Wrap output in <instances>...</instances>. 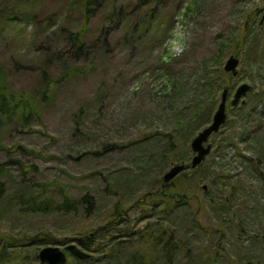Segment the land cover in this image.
<instances>
[{"label": "rangeland", "instance_id": "rangeland-1", "mask_svg": "<svg viewBox=\"0 0 264 264\" xmlns=\"http://www.w3.org/2000/svg\"><path fill=\"white\" fill-rule=\"evenodd\" d=\"M69 1H0V11L6 6V15L18 14L0 19L1 83L11 92L20 91L36 110L27 120L13 113L10 117L0 115V178L9 195L23 181L31 182L34 190L50 183L52 191L57 185L74 197L90 193L96 208L87 217L76 213L14 216L8 212L2 222L3 232L17 236L23 230H43L56 238H74L85 227L104 223V216L116 203L127 208L128 218L140 229L163 217L162 207H158V214L146 218V212L152 210L147 195L152 196L160 181L162 184L163 174L174 165L164 134L173 130L176 104L174 98H162L166 81L158 76V56L163 47L167 51L163 60H169L168 56L182 58L183 67L189 71L208 58L220 40H225L230 41L231 48L222 58V67L230 56L239 60L236 74L227 72L232 79L226 118L235 120L229 114L234 108L230 100L239 84L250 85L239 107L262 99L258 107L261 117L250 127L252 139L238 143V152L226 148L221 158L214 149L219 137L212 135L208 140L211 150L205 157L210 166L207 172L221 170L226 175L224 182H229L220 188L228 190L237 178L244 184V190L230 205V217L236 226L222 225L225 235L218 240V232H203L191 224L193 215L188 208L175 209L164 224L188 230L185 233L190 236V246H196L187 260L183 252L179 254L176 264H223L227 258L264 264V160H257L264 154V0H147L145 4L141 0H101L88 23L87 45L77 56L72 55L75 51H65L67 31L79 26L82 19L78 7H66ZM123 4L129 10L135 6V13L120 22L118 9ZM151 13L155 16L147 18ZM254 25L256 42L242 43L244 29L248 31ZM255 52L261 54L257 59ZM67 70L75 75L42 92L44 71L55 79ZM81 107L86 108L85 112H80ZM223 130L229 131L227 127ZM240 155L253 162L243 161ZM255 163L260 176L254 173ZM178 175L167 185L176 183L188 195L201 197L198 223L212 229L221 224L225 215L214 207L223 206L224 198L225 204L231 202L227 191L213 205L209 200L217 192L216 187L208 189V179L195 177V185L185 176L177 180ZM206 190L207 195H203ZM192 203L194 206L196 201ZM2 205L5 208L8 203ZM216 248L217 254H213Z\"/></svg>", "mask_w": 264, "mask_h": 264}, {"label": "trees", "instance_id": "trees-1", "mask_svg": "<svg viewBox=\"0 0 264 264\" xmlns=\"http://www.w3.org/2000/svg\"><path fill=\"white\" fill-rule=\"evenodd\" d=\"M8 1L10 0H7V2ZM146 1L147 0H141L140 3L145 4ZM100 2L101 0H70L69 3H67L66 7L68 9L78 7L82 19L79 26L67 31L68 33L65 36L66 52L75 51L72 55L77 56L86 47L85 34L88 30V23L94 15V12L98 9ZM128 7V5L123 4L118 9L120 22L127 20L129 13H132V15L135 13V6L130 10ZM189 9L190 6L188 5L185 14L189 12ZM8 12L9 8L4 6L0 11V19L4 20V18L11 19L12 17H18L17 13H14L12 16L6 15ZM12 12H14V10ZM154 16L155 13H151L150 17L147 18H153ZM162 24H164V21H162ZM255 25L254 28L250 27L248 31L244 29L241 36L242 43L249 40L250 44L254 45L256 42ZM261 38L264 39V34H262ZM236 39L239 40V38ZM229 42L230 41L220 40L213 48V53L208 58L202 60L198 66L189 69V71H186V68L183 67L182 58L171 59L168 56L169 60H163V55L167 54V51H165L163 47L157 59L159 65L158 76L161 77V81H166L165 84H162V98L165 100L174 98L175 100L173 103L176 104L177 108H175L176 117L174 118L173 130L164 134L167 138L169 152L174 156L172 158L173 162L171 163H181L185 165L184 170L177 176V180L185 176L189 179L190 183L193 182L196 185L198 183L195 181V177L197 180L200 179L201 181L208 179V189L210 187H216L217 192L215 197L209 200L213 205H215L214 203L217 202L219 198H224V193L227 191L228 198L231 202L225 204L227 203V199L224 198L222 199L223 206L219 208L214 207L215 210L221 209L220 213L225 215V218H221V224L212 229L209 226L198 223L196 216L199 212L198 205L203 201L201 197L197 198L188 195L181 189L182 187L177 186L176 183L170 186L164 184L163 181L161 184L160 181V186L155 189L156 191L152 196L147 195L149 198L147 202H149L148 204L152 207V210L149 211V213L146 212V218H150L152 214L157 213L159 211L158 207H162L160 212L164 214V216L158 217L156 223L145 224L146 226L142 229L134 223V220L128 218L127 208L120 203H116L112 208V212L104 216L103 219L106 220L104 223L95 225L94 227L89 225L79 231L74 238H56L43 230H36L33 232L23 230L19 231V234L15 236L11 233L3 232L1 229L2 222L5 220V213L10 212L14 216L42 215L49 213L65 215L76 213L87 217L94 214L93 212L96 207L90 193L82 194L80 197H74L56 184L58 191H52L53 188L50 183L47 185L43 184L41 190H34L31 182L23 181V183L19 184L15 192L9 195L4 180L0 178V264H41L36 258V253L40 248L58 244L64 246L68 243H72V240H75L77 245L89 254V257L80 260L68 255V261L65 264H176L179 254L183 252L182 255L184 259L187 260L190 251L196 247L190 246V236L185 233L188 230H179L174 226L164 224V220L168 218L169 214L175 209L182 208L190 209V213L188 211L186 212L193 215V219L190 220V222L196 229L203 232H218V240L223 239L225 232L222 225H230L229 227L236 226L231 218L233 211L230 205L234 202L239 191L244 190V184L237 178L233 184L227 188L228 190L220 188V186L224 188L227 184L229 185V182H224L226 175L223 174L221 170L208 173L207 170H209L210 166L206 158L195 168H191L189 164L191 159L190 156L193 152L188 144L192 137L210 122L213 109L220 99L221 92L227 90L229 94L232 78L222 67V58L225 56L227 49L231 48ZM156 44L157 46L160 44L159 39ZM104 45H107L106 42ZM261 52L264 54V47ZM234 53L236 56L239 54L237 52ZM260 55L261 54L258 52H255V59ZM75 69V74H77L79 70L78 68ZM75 74L67 70L58 78L51 79L44 71L42 73V88L45 89L42 90V92H47L51 84L62 83ZM2 81L0 75V115H7V117H10L9 115L13 113L16 116L18 115L19 118L27 120L29 116L36 112V110L31 107L32 102H27L26 97L23 96L20 91L19 93L15 91L11 92L8 87L1 83ZM261 100L259 99V103ZM40 101L43 102L44 98L42 97ZM259 103L258 100H251V104L246 107L244 105L247 103L242 107H239V105L233 106L234 108L230 110L229 114L234 116L235 120L228 121L226 118L220 130L212 134L219 137L214 143V149L218 156L224 158L226 148L235 149L236 152H238V143L252 139V131H250L251 124L257 122L261 117V110L258 108ZM235 109H237V113L233 112ZM83 110L84 107H81L80 112H83ZM79 117H81V115H79ZM238 120L241 122L240 132L236 130L238 128ZM224 127H227L229 131L225 132L223 130ZM236 155L239 154L237 153ZM239 158L246 162H248V160L253 162L252 158L241 155ZM257 160H264V154L257 156ZM164 167L165 166L161 169H164ZM253 170L257 176L261 175V170L257 163L254 164ZM198 175H200V178ZM181 185L183 186V184ZM169 189H173V191L170 192ZM203 195H207V190L203 191ZM159 198L160 201L157 200ZM4 201L8 203V206L5 208H3L2 205ZM192 201H196L194 206ZM237 210L238 209H235V214H237ZM222 221L224 224H222ZM238 225H241L240 221ZM196 229L191 230L194 232L197 231ZM202 249H204V247H202ZM218 249L219 248H216L213 254H217ZM202 254L204 255V251ZM225 256L224 254V257ZM253 262L252 260L241 262L227 258L223 264H254Z\"/></svg>", "mask_w": 264, "mask_h": 264}, {"label": "water", "instance_id": "water-1", "mask_svg": "<svg viewBox=\"0 0 264 264\" xmlns=\"http://www.w3.org/2000/svg\"><path fill=\"white\" fill-rule=\"evenodd\" d=\"M239 60L230 56L223 65L225 72L236 74V67ZM250 85L247 83L239 84L230 100L231 106H237L242 98L246 95ZM228 91L223 90L220 94V100L217 104L216 110L212 115L210 123L204 126L190 141V148L193 155L190 159V167L195 168L200 164L211 150V145L208 143L210 136L218 132L226 120V104H227ZM185 168L184 164H174L162 176L164 184H168L176 175H178ZM206 185L203 189H206ZM68 255L74 258L83 260L89 257L84 250H82L75 243H68L63 247L59 245H49L40 248L36 253V258L41 264H65L68 261Z\"/></svg>", "mask_w": 264, "mask_h": 264}]
</instances>
